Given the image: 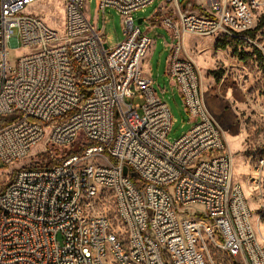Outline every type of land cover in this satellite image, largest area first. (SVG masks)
<instances>
[{
	"label": "built area",
	"instance_id": "obj_1",
	"mask_svg": "<svg viewBox=\"0 0 264 264\" xmlns=\"http://www.w3.org/2000/svg\"><path fill=\"white\" fill-rule=\"evenodd\" d=\"M41 1L0 0V161L21 162L42 143L75 150L58 161L50 149L11 181L4 173L0 264H208L204 232L242 264H264L234 153L185 48L188 35L252 41L264 0H205L204 14L165 0L162 23L177 43L168 73L194 123L175 140L171 109L142 68L153 41L134 16L155 0H99L103 15L123 19L113 48L87 0H61L63 32L33 13ZM255 169L264 174V156ZM106 195L118 229L95 212Z\"/></svg>",
	"mask_w": 264,
	"mask_h": 264
},
{
	"label": "rangeland",
	"instance_id": "obj_2",
	"mask_svg": "<svg viewBox=\"0 0 264 264\" xmlns=\"http://www.w3.org/2000/svg\"><path fill=\"white\" fill-rule=\"evenodd\" d=\"M188 1L182 4L184 10L204 14L200 4L205 0ZM168 8L165 0H155L134 16L141 31L153 41L142 68L144 73L146 71L151 75L159 97L171 109L173 128L169 138L175 140L189 131L194 123L190 121L183 97L168 73L171 47L177 44L171 31L162 23ZM98 11L99 0H87V12L92 22L99 29L105 26L107 42L113 48L125 37L123 19L114 9H108L106 15ZM33 13L49 26L63 32L64 9L61 0H42L35 6ZM140 19L143 20L141 24ZM185 48L187 56L200 68L204 99L234 153V180L242 186L253 211L254 225L264 236V174L259 175L255 169L257 160L264 156V60L260 57V53L264 57V29L258 31L252 41L223 35H188ZM13 54L14 58L17 53ZM50 149L59 161L71 155L75 147L60 149L42 143L29 158L21 162L6 166L0 161V181L6 179L4 173L7 169L11 173V181L18 169L37 163L45 164L43 155L51 153ZM95 212L107 214L115 229H118L119 223L110 195L96 203ZM209 228L219 237L214 223ZM203 235L207 238L206 232ZM206 238L208 264H242Z\"/></svg>",
	"mask_w": 264,
	"mask_h": 264
},
{
	"label": "trees",
	"instance_id": "obj_3",
	"mask_svg": "<svg viewBox=\"0 0 264 264\" xmlns=\"http://www.w3.org/2000/svg\"><path fill=\"white\" fill-rule=\"evenodd\" d=\"M185 1L186 0H182V2H185ZM262 29H264V15H262L261 18L259 19V21L257 23V26L253 30H250V31L247 32V35L250 36L252 39H254L256 37V34L258 33V31H260ZM260 57H261L262 60H264V57H263L262 53H260ZM6 121H7L6 119H0V125L6 123ZM43 156H44V159H48V160L50 159V154L49 153H44ZM50 162H51V160H50Z\"/></svg>",
	"mask_w": 264,
	"mask_h": 264
},
{
	"label": "water",
	"instance_id": "obj_4",
	"mask_svg": "<svg viewBox=\"0 0 264 264\" xmlns=\"http://www.w3.org/2000/svg\"><path fill=\"white\" fill-rule=\"evenodd\" d=\"M142 22H143V20H142V19H140V20H139V24H141ZM127 173H128V170H127V169H125V174H127ZM131 175H132V176H135V175H136V173H134V172H133V173H131Z\"/></svg>",
	"mask_w": 264,
	"mask_h": 264
},
{
	"label": "bare ground",
	"instance_id": "obj_5",
	"mask_svg": "<svg viewBox=\"0 0 264 264\" xmlns=\"http://www.w3.org/2000/svg\"><path fill=\"white\" fill-rule=\"evenodd\" d=\"M209 111H210V113H211V110H210V108H209ZM263 227V226H262ZM264 229V228H263ZM264 231V230H263ZM262 233V232H261ZM263 234V233H262Z\"/></svg>",
	"mask_w": 264,
	"mask_h": 264
},
{
	"label": "crops",
	"instance_id": "obj_6",
	"mask_svg": "<svg viewBox=\"0 0 264 264\" xmlns=\"http://www.w3.org/2000/svg\"><path fill=\"white\" fill-rule=\"evenodd\" d=\"M145 73H146V74H149V73H147L146 71H145ZM149 75H150V74H149Z\"/></svg>",
	"mask_w": 264,
	"mask_h": 264
}]
</instances>
